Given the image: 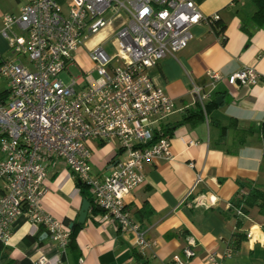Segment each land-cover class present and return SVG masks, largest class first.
<instances>
[{"label":"built area","instance_id":"built-area-1","mask_svg":"<svg viewBox=\"0 0 264 264\" xmlns=\"http://www.w3.org/2000/svg\"><path fill=\"white\" fill-rule=\"evenodd\" d=\"M218 18L202 15L192 0H69L66 8L56 0H26L18 12L1 14L0 36L8 52L0 60V78L6 84L0 98L2 244L14 220L27 214L65 249L68 227L42 207L48 167L62 161L101 210L98 223L113 222L130 234L134 246H150L126 199L145 181L146 163L172 158L171 136L148 143L175 111L188 107L177 109L173 98L153 82L150 69L185 48L193 25L211 26ZM101 32L104 37L89 46ZM107 41L112 53L104 47ZM71 66L82 74L72 76ZM62 72L70 75L69 81L61 79ZM208 77L220 78L217 73ZM226 81L234 87L255 86L260 76L244 67ZM213 88V81L193 84L192 104L203 108ZM93 141L117 149L108 175L92 173ZM235 213L243 215L239 208ZM194 245L189 237L167 264H188L196 255ZM230 253L207 252L204 260L223 264ZM45 259L40 255L37 264Z\"/></svg>","mask_w":264,"mask_h":264},{"label":"crops","instance_id":"crops-1","mask_svg":"<svg viewBox=\"0 0 264 264\" xmlns=\"http://www.w3.org/2000/svg\"><path fill=\"white\" fill-rule=\"evenodd\" d=\"M25 1L5 0L6 5L0 3V16L18 12ZM56 1L66 8L69 0ZM192 1L202 15L218 14L225 25V41L207 23L195 24L185 48L161 59L150 69V75L173 98L177 109L193 106V84L213 81L209 100L219 97L218 106L210 108L204 122L195 127L183 124L173 131L172 158L146 163L145 181L126 199L131 217L150 246H134L130 234L122 233L113 222L98 223L100 212H90L89 202L84 226L77 232L73 247L64 250L42 226L30 222L27 214L19 215L0 249V264H37L40 255L46 257L43 264H56L59 259L62 264H167L189 237L196 255L188 264H206L207 252L224 254L228 249L233 250L224 256L223 264H264V231L260 228L264 217L256 207L250 208L240 216L242 224L237 228L231 203L236 192L247 191L240 188L238 180L264 185L258 132L264 118V25L251 20L255 10L252 0ZM103 37L104 32L95 35L88 45ZM7 55L6 41L0 36V56ZM244 67L259 74V84L229 85L226 76ZM209 73L220 78L211 80ZM182 112L175 111L168 121L179 119ZM232 122L237 129L251 127L254 131L239 142ZM221 127L226 128L223 133ZM90 147L92 173L110 174L118 157L115 145L93 141ZM76 181L62 161L49 165L42 207L64 225L77 221L82 202L87 200ZM142 207L145 212L138 219L135 212ZM247 232L251 238L245 237L234 249L233 235L246 236ZM133 250L138 252L137 258Z\"/></svg>","mask_w":264,"mask_h":264},{"label":"trees","instance_id":"trees-1","mask_svg":"<svg viewBox=\"0 0 264 264\" xmlns=\"http://www.w3.org/2000/svg\"><path fill=\"white\" fill-rule=\"evenodd\" d=\"M255 5V10L251 15V20L256 23L257 25H264V0H252ZM225 25L219 20H215L211 24V29L213 30L214 34L216 36H219L221 38V41L224 42L225 38L223 37V31H224ZM1 60V56H0ZM5 90L0 91V98H2L5 95ZM218 104L216 103L215 98L208 100L204 103V107L202 108L201 105H199L197 102L193 104V106H188L183 109V112L179 119L171 122H167L163 125L162 130L160 132H157L154 134L152 140L148 144H152L156 142L159 138L163 136H172L173 131L183 125L188 124L191 127H195L196 125L202 123L205 121L206 115L208 114L210 108L216 107ZM232 126L236 131V137L239 142H243L245 137L249 134H251L254 130L253 128H247V129H237L235 127L234 122H232ZM226 130L225 127H221L220 133H223ZM258 132L260 135V139L262 142V170L264 171V118L261 121ZM77 186L80 188L82 194L84 197L90 202V212L93 214H96L98 212H101V210L94 206L91 202V199L89 196H87V189L84 186L83 183L80 181H76ZM238 184L240 188L246 187L247 191L244 193L236 192V194L232 198V206L234 208H239L243 215H246L250 208L256 207L258 214L264 217V185L252 182L250 180H238ZM147 207V205L144 203L143 207ZM139 209L135 212V215L138 219L143 218L144 215V209ZM151 213V210L148 211ZM68 226L69 235H68V242L67 247H73L75 242V237L77 232L84 226V223L80 224L77 223V221H73L70 225V222L65 223ZM242 224V219L239 215L236 214V227L239 228ZM261 230L264 231V221L260 224ZM245 234L242 233H235L232 238V246L234 249H237L239 246V242L243 239H245ZM2 248V243L0 242V249ZM233 250V249H230ZM133 255L137 258L138 252L136 250H133Z\"/></svg>","mask_w":264,"mask_h":264},{"label":"rangeland","instance_id":"rangeland-1","mask_svg":"<svg viewBox=\"0 0 264 264\" xmlns=\"http://www.w3.org/2000/svg\"><path fill=\"white\" fill-rule=\"evenodd\" d=\"M0 3L2 4V6L6 5L5 0H0ZM104 47H105V49L107 50L108 53H112L113 49H112L111 43L109 41H107L105 43ZM69 71H70V74L72 76H75V77H77V76L82 74L81 69L77 68L76 66H71L69 68ZM92 75L96 76V72L93 71ZM60 77H61V79L64 82H67V81H69L70 75L67 72H62L60 74ZM5 88H6L5 80L3 78H0V91H2Z\"/></svg>","mask_w":264,"mask_h":264},{"label":"water","instance_id":"water-1","mask_svg":"<svg viewBox=\"0 0 264 264\" xmlns=\"http://www.w3.org/2000/svg\"><path fill=\"white\" fill-rule=\"evenodd\" d=\"M219 97L216 98V101H218ZM88 207H89V201L88 200H83L82 205H81V209L79 211V215L77 218V223H84L86 216H87V212H88ZM71 225V223H70Z\"/></svg>","mask_w":264,"mask_h":264}]
</instances>
